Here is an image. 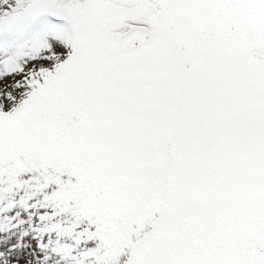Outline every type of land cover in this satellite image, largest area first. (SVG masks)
I'll use <instances>...</instances> for the list:
<instances>
[{"label":"snow or ice","instance_id":"1","mask_svg":"<svg viewBox=\"0 0 264 264\" xmlns=\"http://www.w3.org/2000/svg\"><path fill=\"white\" fill-rule=\"evenodd\" d=\"M0 264H264V0H0Z\"/></svg>","mask_w":264,"mask_h":264}]
</instances>
